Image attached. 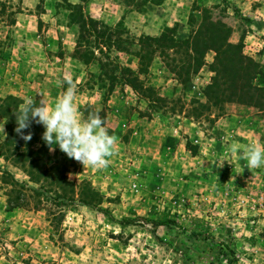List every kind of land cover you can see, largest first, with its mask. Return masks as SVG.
<instances>
[{"label":"rangeland","instance_id":"obj_1","mask_svg":"<svg viewBox=\"0 0 264 264\" xmlns=\"http://www.w3.org/2000/svg\"><path fill=\"white\" fill-rule=\"evenodd\" d=\"M77 5L95 28L122 38L121 49L94 48L96 57L131 68L144 92L121 84L109 92L97 60L73 58ZM206 20L261 64L264 87V0H0V98L42 95L54 106L71 80L83 117L98 112L118 138L104 169L53 145L91 206L24 191L12 209L13 177H29L1 157L0 117V264H264V167L230 152L233 142L264 145V109L206 98L214 52L193 73L184 51L140 42L185 41Z\"/></svg>","mask_w":264,"mask_h":264},{"label":"trees","instance_id":"obj_2","mask_svg":"<svg viewBox=\"0 0 264 264\" xmlns=\"http://www.w3.org/2000/svg\"><path fill=\"white\" fill-rule=\"evenodd\" d=\"M75 10H78L76 21L81 33L77 39L73 58L84 61L86 65L97 60L100 65L99 80L102 83L100 87H107L109 92L114 90L118 84L128 85L135 92H144L139 77L131 68L110 62L108 57H106L107 62H104L95 55L94 48L104 52L100 46L105 49L111 47L121 49L123 44L120 34H115L113 29L108 27L100 30L95 28L92 19L85 16L84 6L77 5ZM230 33L226 26L206 20L199 30L185 41H176L162 35L159 38L145 37L140 42L142 46L150 49L158 47L184 51L187 60L185 68L193 73H198L204 65L206 55L214 52L216 55L211 64L214 76L211 77L205 89L206 98L218 104L237 103L264 109V87L256 84L257 78L263 74L262 66L244 54L242 44L230 42ZM144 58L153 60V55L148 53L147 56L144 55ZM36 101L39 102V100ZM22 103L23 100L14 96L6 99L0 98V117L5 120L7 130L6 140L1 146V157L13 162L15 167L29 177L28 182H20L13 177L15 188L12 192L16 193V197L10 201V208L23 206L24 199L28 196L24 195V191H30L33 193L32 196L42 197L44 195L48 200L60 206L75 205L77 197L83 205L91 206L89 201L82 199L80 189H84L83 184L77 186L68 179V163L64 162L59 155H52L49 147L42 141L41 136L44 131L42 125L33 123L31 128L33 138L27 143L15 133L14 129L17 125L14 114ZM106 214L109 213L106 212ZM118 222L129 224L132 221ZM220 252L223 254L222 250Z\"/></svg>","mask_w":264,"mask_h":264},{"label":"clouds","instance_id":"obj_3","mask_svg":"<svg viewBox=\"0 0 264 264\" xmlns=\"http://www.w3.org/2000/svg\"><path fill=\"white\" fill-rule=\"evenodd\" d=\"M67 84V89L61 93L54 106H49L42 95L39 102L34 97H25L14 114L17 125L14 131L27 143L33 138V123L42 125L44 131L41 139L50 152L55 151L53 145H58L69 159L83 166L107 168L111 163L109 158L115 154L118 138L109 135L105 121L98 112L83 117L74 103L77 88L71 80ZM2 131L4 133V127ZM230 152L241 153V158L247 161L249 168L264 167V145L233 142Z\"/></svg>","mask_w":264,"mask_h":264}]
</instances>
